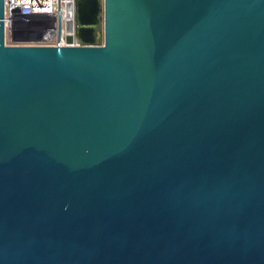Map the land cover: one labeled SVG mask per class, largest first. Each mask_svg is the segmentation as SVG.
Here are the masks:
<instances>
[{
    "label": "water",
    "instance_id": "1",
    "mask_svg": "<svg viewBox=\"0 0 264 264\" xmlns=\"http://www.w3.org/2000/svg\"><path fill=\"white\" fill-rule=\"evenodd\" d=\"M3 1L0 264H264V0H77L78 46Z\"/></svg>",
    "mask_w": 264,
    "mask_h": 264
},
{
    "label": "built area",
    "instance_id": "2",
    "mask_svg": "<svg viewBox=\"0 0 264 264\" xmlns=\"http://www.w3.org/2000/svg\"><path fill=\"white\" fill-rule=\"evenodd\" d=\"M74 2V0H4V34L7 30L11 36L12 23L20 16L16 33L23 37L29 36L31 39L14 45H81V41L75 36ZM68 35L72 40L67 44L65 41Z\"/></svg>",
    "mask_w": 264,
    "mask_h": 264
},
{
    "label": "rangeland",
    "instance_id": "3",
    "mask_svg": "<svg viewBox=\"0 0 264 264\" xmlns=\"http://www.w3.org/2000/svg\"><path fill=\"white\" fill-rule=\"evenodd\" d=\"M98 23L96 25V31L97 33H99L101 35V31H102V21H101V17H100V14H99V17H98ZM100 37L99 36V39L97 40L98 42H100ZM23 41H27V40H24V37L23 36H14L13 35H9L7 30L5 31V34H4V43L7 44V45H14V44H21V43H24Z\"/></svg>",
    "mask_w": 264,
    "mask_h": 264
},
{
    "label": "flooded vegetation",
    "instance_id": "4",
    "mask_svg": "<svg viewBox=\"0 0 264 264\" xmlns=\"http://www.w3.org/2000/svg\"><path fill=\"white\" fill-rule=\"evenodd\" d=\"M75 2H74V10H75V12H76V7H77V0H74ZM98 3H99V5H100V3H101V1L100 0H96Z\"/></svg>",
    "mask_w": 264,
    "mask_h": 264
}]
</instances>
